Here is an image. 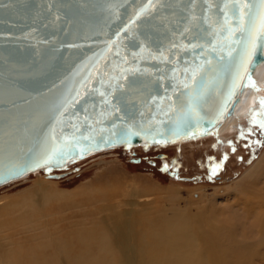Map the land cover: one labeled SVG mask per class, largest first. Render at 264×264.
<instances>
[{
  "label": "water",
  "instance_id": "1",
  "mask_svg": "<svg viewBox=\"0 0 264 264\" xmlns=\"http://www.w3.org/2000/svg\"><path fill=\"white\" fill-rule=\"evenodd\" d=\"M225 3L0 0V185L118 145L211 133L246 88L229 98L248 33L229 9L230 34ZM263 61L258 51L253 79ZM54 151L72 155L36 166Z\"/></svg>",
  "mask_w": 264,
  "mask_h": 264
},
{
  "label": "rangeland",
  "instance_id": "2",
  "mask_svg": "<svg viewBox=\"0 0 264 264\" xmlns=\"http://www.w3.org/2000/svg\"><path fill=\"white\" fill-rule=\"evenodd\" d=\"M252 89L255 98L249 108L212 134L118 145L1 184L0 264H127L131 257L127 259L114 241L101 248L122 229L107 230L121 225L126 212L135 217L134 224L172 214L176 224L187 213L200 217L206 227L213 219L216 224L227 220L246 231L247 241H258L255 212L249 215L245 206L264 198V163L255 175L245 174L264 160V128L259 125L264 120L259 102L264 81H256ZM137 155L142 159L133 160ZM138 194L139 204L132 205ZM169 229L156 231L161 232L157 242L140 240L148 238L147 229L136 230L132 245L141 263L159 264L169 256L157 250ZM141 242L155 250H143Z\"/></svg>",
  "mask_w": 264,
  "mask_h": 264
},
{
  "label": "bare ground",
  "instance_id": "3",
  "mask_svg": "<svg viewBox=\"0 0 264 264\" xmlns=\"http://www.w3.org/2000/svg\"><path fill=\"white\" fill-rule=\"evenodd\" d=\"M254 75L255 82L260 81V79L264 81V61L257 65ZM252 90V87L249 86L239 93L240 97L235 105L234 112L228 113L220 122V124L212 130L211 133L208 132L202 135H194L189 138H185L184 140L192 139L197 136L212 134L219 130L222 125L226 123L229 125L232 123L234 117L236 118V116L242 111L241 109L247 106L248 103H250V101L255 98L252 93L254 90ZM248 108L249 105L247 106V109ZM81 158L79 157V159ZM70 162L71 161L68 163ZM262 163H264V160L255 163L247 170L245 176H253ZM42 169L43 168H38L36 170L30 171L14 180L20 179L32 172ZM139 201L138 194L137 199L134 203H132V205L137 206ZM158 210L160 209H157V211ZM245 210H247L249 215H252V213L255 212L253 217V220H255L254 225H256V228L257 226L260 227L259 233L261 234V237L258 241H247L246 231H239L240 229L237 227L226 223L227 220L225 224H222V220L220 224H216L217 219H213V224L209 223L208 227H206L201 224L200 217H194L187 213L185 214V217H183L181 220H178L176 224L173 223L175 220L172 219H175V214L166 216L160 215L157 218H149L146 221L140 220L139 223L134 224L135 217L133 218L132 215L129 218L128 214H130V212H126V217L123 219L124 221H122L121 225L114 224L112 225L113 227L111 229H107L106 227L108 231H112L113 229H118L119 231L121 228L122 229L119 232L117 231L118 233L115 234L116 236L112 238L107 237L104 244L101 245V248L104 247L103 250H106L107 245L113 244L114 241V244H118L119 250L125 253V257L127 259H129L128 256L131 257V260H129L127 264H140L141 261L139 259V254L137 253L136 248L132 245L133 242L136 241L132 238H137L136 230L140 228L147 229L145 234L148 235V238H142L140 240L146 241L147 239V242H149V239H152V241L153 239H156L154 242H157V238L160 237L161 232L156 231L163 229V227L170 226V229L165 234L163 242L160 246H157V250L159 252H166L169 254V256H167V258L165 257L164 259L162 258L163 260L161 261H158L160 262L159 264H264V261L262 260L264 256V198L255 201L252 204L246 205ZM144 236L145 235H143V237ZM113 238H115V240H113ZM147 242L145 244H143V242L140 243L143 244V250L146 247L147 251H153L154 248L150 247L151 243Z\"/></svg>",
  "mask_w": 264,
  "mask_h": 264
},
{
  "label": "snow or ice",
  "instance_id": "4",
  "mask_svg": "<svg viewBox=\"0 0 264 264\" xmlns=\"http://www.w3.org/2000/svg\"><path fill=\"white\" fill-rule=\"evenodd\" d=\"M231 9L232 16L236 17L241 24V27L235 29V31L247 32V39L244 44V52L241 55L239 63L237 65L236 71L233 75L232 89L229 93V98L235 95L236 91L243 85L244 87H255L256 82L252 78V71L254 70L253 58L257 55V52L264 53V0H258V3L252 4L248 3L247 0H232V3L224 4L225 13V23L229 28L230 34L232 26L229 22L228 11ZM247 9V11H245ZM248 18L251 27L245 26V18ZM187 30V29H186ZM259 41V43H258ZM199 45H192V47H198ZM213 47V51H215ZM231 51L228 55L231 56ZM222 58V57H221ZM103 95V94H102ZM261 109L264 110V97L260 98ZM255 111H253V123H257L255 120ZM261 128H264V120L259 121ZM122 135L126 137H131L132 135H140L138 132H132L130 129L123 131ZM159 143H166L165 140L158 141ZM147 146V145H145ZM84 149L80 150V155H83ZM71 152L67 153H57L53 152L47 155L42 161H40L36 166H47L51 162H55L58 165L63 164L70 156ZM167 170V165L164 166ZM213 167L212 174L215 175L217 168ZM51 171V168L48 169Z\"/></svg>",
  "mask_w": 264,
  "mask_h": 264
},
{
  "label": "flooded vegetation",
  "instance_id": "5",
  "mask_svg": "<svg viewBox=\"0 0 264 264\" xmlns=\"http://www.w3.org/2000/svg\"><path fill=\"white\" fill-rule=\"evenodd\" d=\"M174 144V143H173ZM167 154V153H166ZM166 154L164 153V154H162V153H160L159 155H162V156H166ZM133 157V160H137V161H139V160H141L142 159V157L141 156H139V155H137V156H132ZM176 158L177 157H175V161H176ZM174 161V160H173ZM171 162H172V160H171Z\"/></svg>",
  "mask_w": 264,
  "mask_h": 264
}]
</instances>
